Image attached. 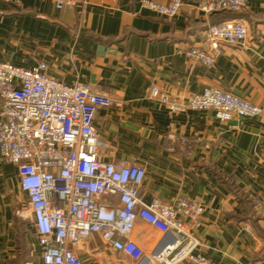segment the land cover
Returning <instances> with one entry per match:
<instances>
[{
	"label": "crops",
	"instance_id": "0c3cea01",
	"mask_svg": "<svg viewBox=\"0 0 264 264\" xmlns=\"http://www.w3.org/2000/svg\"><path fill=\"white\" fill-rule=\"evenodd\" d=\"M57 1L69 4L57 10ZM139 1L0 0V60L24 68L45 62L47 73L62 83L110 97L111 105L97 109L93 119L98 158L142 167L144 203L199 200L204 213L193 234L199 251L217 264H264V0L208 16L183 0L172 18L140 10ZM230 19L245 21L243 45L223 47L210 67L185 57L193 47L208 50L206 26ZM208 87L263 111L220 122L211 111L169 112L149 96L157 88L182 101ZM164 238L141 219L129 235L145 253ZM77 255L83 264H133L98 235L83 242ZM0 264H42L17 168L1 158Z\"/></svg>",
	"mask_w": 264,
	"mask_h": 264
},
{
	"label": "built area",
	"instance_id": "2783aa9c",
	"mask_svg": "<svg viewBox=\"0 0 264 264\" xmlns=\"http://www.w3.org/2000/svg\"><path fill=\"white\" fill-rule=\"evenodd\" d=\"M1 1L16 4L19 0ZM247 3L191 0L190 4L208 16L236 13ZM68 4L57 1L55 8ZM182 5L183 0L168 4L140 0L138 4L140 10L164 18L177 15ZM247 34L241 19L208 25L203 31L208 50L193 47L184 55L210 67L223 47L243 45ZM47 71L45 62L24 68L0 60V157L17 168L42 264H83L77 251L92 235L129 256L133 264H217L199 251L200 242L193 234L204 213L199 200L177 196L169 203L158 199L144 203L139 196L145 178L142 167L98 158L93 119L97 109L111 105L110 97L66 85ZM149 96L159 98L169 112L211 111L220 122L256 118L263 111L217 87L182 101L168 99L157 88ZM170 138L187 143L183 137ZM137 219L160 230L165 243L145 253L129 239Z\"/></svg>",
	"mask_w": 264,
	"mask_h": 264
},
{
	"label": "trees",
	"instance_id": "16d2710c",
	"mask_svg": "<svg viewBox=\"0 0 264 264\" xmlns=\"http://www.w3.org/2000/svg\"><path fill=\"white\" fill-rule=\"evenodd\" d=\"M231 20V19H230ZM230 20H226V21H230ZM233 20V19H232ZM226 21H223V22H226ZM220 23H222V22H220ZM217 24H219V23H217ZM214 25H216V24H214Z\"/></svg>",
	"mask_w": 264,
	"mask_h": 264
},
{
	"label": "rangeland",
	"instance_id": "374dc122",
	"mask_svg": "<svg viewBox=\"0 0 264 264\" xmlns=\"http://www.w3.org/2000/svg\"><path fill=\"white\" fill-rule=\"evenodd\" d=\"M0 158H1V157H0ZM1 161H2V162H5V161H3L2 159H1ZM203 207H204V206H203Z\"/></svg>",
	"mask_w": 264,
	"mask_h": 264
}]
</instances>
